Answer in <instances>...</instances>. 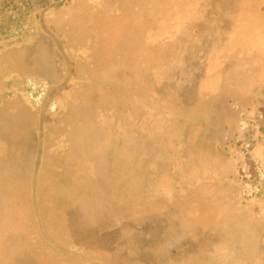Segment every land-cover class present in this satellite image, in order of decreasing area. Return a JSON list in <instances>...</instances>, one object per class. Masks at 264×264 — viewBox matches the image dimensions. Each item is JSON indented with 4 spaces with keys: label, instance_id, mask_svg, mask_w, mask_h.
Wrapping results in <instances>:
<instances>
[{
    "label": "rangeland",
    "instance_id": "374dc122",
    "mask_svg": "<svg viewBox=\"0 0 264 264\" xmlns=\"http://www.w3.org/2000/svg\"><path fill=\"white\" fill-rule=\"evenodd\" d=\"M263 33L264 0H0V264H264Z\"/></svg>",
    "mask_w": 264,
    "mask_h": 264
},
{
    "label": "trees",
    "instance_id": "16d2710c",
    "mask_svg": "<svg viewBox=\"0 0 264 264\" xmlns=\"http://www.w3.org/2000/svg\"><path fill=\"white\" fill-rule=\"evenodd\" d=\"M254 30V29H253ZM253 33V32H252ZM255 34V33H254ZM260 38V40L263 42V44H264V33H263V35L261 36H259L258 37V39ZM244 39H251V38H244ZM256 39V38H255ZM118 111L115 109L114 111H113V113H117ZM110 118H113L112 116L110 117ZM110 121H112V120H110ZM117 122H119V121H117ZM259 126H263L264 127V121H261L260 122V124H259ZM258 126V127H259ZM118 127H120L119 126V123H118ZM119 131H120V128H119ZM258 134V133H257ZM257 146H260L259 144L257 145ZM256 146V147H257ZM259 148H257L256 150H255V148L253 149L254 151L248 156V158L249 157H251V158H254L255 156H256V154L257 153H259V151L260 150H258ZM229 158V157H228ZM220 174V173H219ZM193 213V215H192V217H194L195 215V213L194 212H192ZM220 248H222V253H223V255H221V257H220V259L221 260H224L225 262H227V263H237V261H239L240 262V264H245L246 263V260H247V248H246V250H244V246H242L240 243H238V244H232V242H231V240H230V238L228 239V240H225L224 242H223V245L222 246H219ZM215 249V248H214ZM261 249H262V247H261ZM239 250V251H238ZM233 251H238L239 253L238 254H235ZM251 256H252V254H251ZM262 258V257H261ZM258 259L259 258H257V257H255L254 259H252L251 260V262L250 261H248L249 263H247V264H257V261H258Z\"/></svg>",
    "mask_w": 264,
    "mask_h": 264
}]
</instances>
